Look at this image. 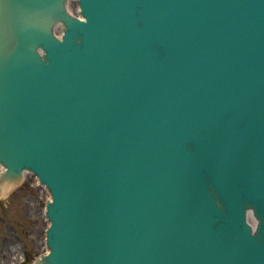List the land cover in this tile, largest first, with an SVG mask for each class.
Returning a JSON list of instances; mask_svg holds the SVG:
<instances>
[{
    "label": "water",
    "instance_id": "95a60500",
    "mask_svg": "<svg viewBox=\"0 0 264 264\" xmlns=\"http://www.w3.org/2000/svg\"><path fill=\"white\" fill-rule=\"evenodd\" d=\"M65 1L0 0V184L53 197L36 264H264V0Z\"/></svg>",
    "mask_w": 264,
    "mask_h": 264
},
{
    "label": "rangeland",
    "instance_id": "374dc122",
    "mask_svg": "<svg viewBox=\"0 0 264 264\" xmlns=\"http://www.w3.org/2000/svg\"><path fill=\"white\" fill-rule=\"evenodd\" d=\"M47 193L27 177L17 187L0 193V264H20L23 250L29 261L44 251L43 216Z\"/></svg>",
    "mask_w": 264,
    "mask_h": 264
},
{
    "label": "bare ground",
    "instance_id": "6f19581e",
    "mask_svg": "<svg viewBox=\"0 0 264 264\" xmlns=\"http://www.w3.org/2000/svg\"><path fill=\"white\" fill-rule=\"evenodd\" d=\"M34 180L36 181V178H34ZM9 186H4L2 188H0V193L4 192Z\"/></svg>",
    "mask_w": 264,
    "mask_h": 264
}]
</instances>
